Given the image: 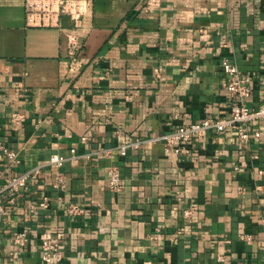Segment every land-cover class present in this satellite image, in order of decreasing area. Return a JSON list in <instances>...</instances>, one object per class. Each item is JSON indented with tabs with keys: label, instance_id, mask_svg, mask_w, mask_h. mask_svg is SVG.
Here are the masks:
<instances>
[{
	"label": "crops",
	"instance_id": "0c3cea01",
	"mask_svg": "<svg viewBox=\"0 0 264 264\" xmlns=\"http://www.w3.org/2000/svg\"><path fill=\"white\" fill-rule=\"evenodd\" d=\"M74 1L79 20L65 15L62 31L28 27L25 0H0V143L18 158L0 149V183L41 167L0 216V264H264V121L248 144L235 127L179 154L160 140L229 115L225 59L251 77L249 105L264 106V0H160L149 11L148 0ZM67 32L81 38L78 63ZM55 153L63 166L47 164ZM112 165L119 191L107 185ZM70 203L86 212L69 215ZM24 229L14 258L12 233ZM44 237L62 261L42 260Z\"/></svg>",
	"mask_w": 264,
	"mask_h": 264
},
{
	"label": "built area",
	"instance_id": "2783aa9c",
	"mask_svg": "<svg viewBox=\"0 0 264 264\" xmlns=\"http://www.w3.org/2000/svg\"><path fill=\"white\" fill-rule=\"evenodd\" d=\"M159 4L160 0H148L147 11L151 7L159 6ZM24 9L28 27L57 28L62 31H65L62 22L65 15H70L78 22L81 13L76 7L74 0H25ZM81 44V38L77 34L67 32L66 53L72 63L79 62ZM222 70L226 75L223 85L230 103L229 115L224 118L206 117L200 121L178 125L175 129L160 137L168 153L179 154L187 152L194 139L206 138L211 132H221L232 127L236 128L237 136L244 144L250 143L253 138H261L263 133L261 129L252 127L264 121V106L254 108L249 105V98L253 91L251 77L242 75L239 67L228 59L223 60ZM23 118L24 115L20 113L13 115V121H21ZM140 145L141 140L137 139L121 144L117 148L121 150V153L126 154L129 149L138 148ZM0 149L7 152L12 160L18 161L16 151L8 150L2 143H0ZM72 152L74 153L75 149H72ZM66 159L63 155L55 153L50 157L47 164L52 167H61ZM260 172L263 173V170ZM40 174L41 167L37 166L15 174L5 183H0V216L5 214V206L7 204L16 203L21 189L27 188L28 184ZM106 177L110 190L119 191L123 188L122 174L118 166L112 165L107 168ZM54 186L56 188L65 187L64 176H60ZM40 204L45 208L48 207L46 199ZM85 212L86 208L77 203H70L67 207V213L71 216L82 215ZM192 213L193 208H186L184 216L190 218ZM11 241L17 247L13 251L12 256L18 258L20 256V248L26 246L30 241L27 229L13 232ZM41 249L42 260L46 263L60 262L64 257L60 242L50 237L42 238Z\"/></svg>",
	"mask_w": 264,
	"mask_h": 264
}]
</instances>
